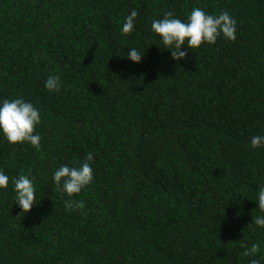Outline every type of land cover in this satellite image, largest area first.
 Returning <instances> with one entry per match:
<instances>
[{
  "label": "trees",
  "instance_id": "16d2710c",
  "mask_svg": "<svg viewBox=\"0 0 264 264\" xmlns=\"http://www.w3.org/2000/svg\"><path fill=\"white\" fill-rule=\"evenodd\" d=\"M195 7L227 11L236 40L185 44L177 62L151 24L167 12L187 22ZM17 98L39 111L41 140L0 132V264H264L252 223L264 146L251 147L264 136V0H0V105ZM88 153L93 180L71 198L85 207L66 211L53 174ZM21 174L36 204L19 222Z\"/></svg>",
  "mask_w": 264,
  "mask_h": 264
},
{
  "label": "clouds",
  "instance_id": "9594fccd",
  "mask_svg": "<svg viewBox=\"0 0 264 264\" xmlns=\"http://www.w3.org/2000/svg\"><path fill=\"white\" fill-rule=\"evenodd\" d=\"M137 16V11L133 10L125 18L121 30L122 34L131 35ZM151 30L160 37V42L164 48L171 51V57L177 62L187 56L186 51H181L185 44H187L188 49H198L204 43L215 44L220 36L228 41L236 40V21L227 11L219 15H209L199 7L192 9L187 22L175 18L172 12H167L163 19L152 21ZM127 56L135 63L141 62L142 55L135 48H131ZM44 86L49 91L58 92L61 87L60 77L50 75ZM40 122L39 111L32 103L25 102L23 99H5L0 105V132L3 133L9 144L28 143L39 149L41 137L34 132L35 127ZM261 146H264V136H253L251 147L255 149ZM93 159V154L88 153L79 168L62 165L55 170L52 177L53 181L56 187L69 198L64 205L66 211L84 209L83 201H76L71 198L92 182L93 169L89 162ZM8 184L9 177L0 171V189L6 190ZM13 184L15 204L19 205L21 209L15 219L20 222L24 214L30 212L33 205L36 204L35 187L33 178L24 174L14 179ZM258 209L264 213V186L258 190ZM252 223L264 228V216L255 217ZM242 247L245 249L243 252L245 257L255 256L260 251L259 245L255 243L250 248L247 244H243ZM250 264H259V262L252 259Z\"/></svg>",
  "mask_w": 264,
  "mask_h": 264
}]
</instances>
